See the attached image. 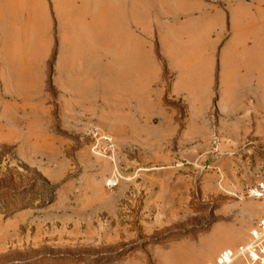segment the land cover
Listing matches in <instances>:
<instances>
[{
    "label": "crops",
    "instance_id": "0c3cea01",
    "mask_svg": "<svg viewBox=\"0 0 264 264\" xmlns=\"http://www.w3.org/2000/svg\"><path fill=\"white\" fill-rule=\"evenodd\" d=\"M145 49L158 75L157 108L150 115ZM113 64L119 65L114 79L131 86L119 94L112 92ZM50 78L61 128L74 134L90 132L103 93L105 111L113 99L120 102L114 103L119 119L104 123L121 129L123 140L109 134L115 143L143 144L144 125L152 123L164 144L176 139L183 147H207L218 139L219 150L249 141L264 145V0H0V115L21 109L29 95L45 94ZM167 95L183 100L182 117L165 105ZM8 137L0 132V142ZM60 152L53 177L64 178L71 163L65 149ZM84 164L74 181L79 193L95 167Z\"/></svg>",
    "mask_w": 264,
    "mask_h": 264
},
{
    "label": "rangeland",
    "instance_id": "374dc122",
    "mask_svg": "<svg viewBox=\"0 0 264 264\" xmlns=\"http://www.w3.org/2000/svg\"><path fill=\"white\" fill-rule=\"evenodd\" d=\"M150 60L145 49L148 115L156 111L159 97V89L153 88L157 70ZM112 72L113 93L131 88L114 79L119 65L113 64ZM164 78L168 85L170 74ZM99 96L98 117L89 133L61 128L52 78L45 94L29 95L21 109L0 115L5 127L0 132L9 134L7 142H0V176L20 173L25 179L18 187H30L35 177L28 176L27 165L58 187L49 206L14 214L0 211V264H213L223 250L250 241L251 230L264 217V204L248 198L246 189L264 180V145L249 141L216 151L213 143L183 147L175 139L164 144L152 123L144 125L143 144L115 143L109 134L123 140L121 129L115 122L111 127L104 123L119 119L114 103L120 102L113 99L112 110L105 111L103 93ZM164 102L182 117V99L167 95ZM61 149L71 163L64 178L53 177ZM84 163L95 167L86 172L89 187L79 193L74 181L84 173ZM109 181L116 186L109 188ZM14 202L21 205L30 198ZM87 207L102 210L90 216Z\"/></svg>",
    "mask_w": 264,
    "mask_h": 264
},
{
    "label": "trees",
    "instance_id": "16d2710c",
    "mask_svg": "<svg viewBox=\"0 0 264 264\" xmlns=\"http://www.w3.org/2000/svg\"><path fill=\"white\" fill-rule=\"evenodd\" d=\"M23 168L28 176L33 175V178L35 177L30 183V187H18L19 183L25 179L20 173L11 172L10 175L0 176V211L14 214L18 211L33 208L35 205L43 208L54 202L58 187L51 185L37 170L27 165H23ZM38 183H40L39 187ZM21 196H25L26 199L30 198V202L21 205L16 204L14 201Z\"/></svg>",
    "mask_w": 264,
    "mask_h": 264
},
{
    "label": "built area",
    "instance_id": "2783aa9c",
    "mask_svg": "<svg viewBox=\"0 0 264 264\" xmlns=\"http://www.w3.org/2000/svg\"><path fill=\"white\" fill-rule=\"evenodd\" d=\"M213 145L219 150V141L215 139ZM109 188L116 183L109 181ZM246 196L264 204V180L259 181L246 189ZM239 259H244L247 264H264V217L251 230V238L248 243L236 249L227 248L223 250L213 264H233Z\"/></svg>",
    "mask_w": 264,
    "mask_h": 264
}]
</instances>
